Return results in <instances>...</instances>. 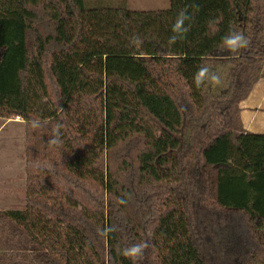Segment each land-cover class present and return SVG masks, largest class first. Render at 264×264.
<instances>
[{"label": "trees", "instance_id": "16d2710c", "mask_svg": "<svg viewBox=\"0 0 264 264\" xmlns=\"http://www.w3.org/2000/svg\"><path fill=\"white\" fill-rule=\"evenodd\" d=\"M230 30L249 46L224 48ZM263 65L264 0H0V117L27 137L26 207L0 210V264H133L120 251L141 241L135 264H264V133L239 114ZM202 66L221 83L198 87Z\"/></svg>", "mask_w": 264, "mask_h": 264}, {"label": "rangeland", "instance_id": "374dc122", "mask_svg": "<svg viewBox=\"0 0 264 264\" xmlns=\"http://www.w3.org/2000/svg\"><path fill=\"white\" fill-rule=\"evenodd\" d=\"M129 9L150 11L167 9L170 0H126ZM264 68V65L262 66ZM241 124L254 133H264V76L240 104ZM192 110V109H191ZM194 111V110H193ZM0 117V210L7 208L25 209L26 194L22 193L27 183L26 169V124L22 117L6 123ZM187 138L194 136L192 124L185 129ZM1 190V189H0ZM26 190V188H25ZM25 197V201L23 200Z\"/></svg>", "mask_w": 264, "mask_h": 264}, {"label": "clouds", "instance_id": "9594fccd", "mask_svg": "<svg viewBox=\"0 0 264 264\" xmlns=\"http://www.w3.org/2000/svg\"><path fill=\"white\" fill-rule=\"evenodd\" d=\"M199 5L191 3L186 5L184 8L180 9L176 15L175 22L172 26L173 35L169 38V44L174 45L179 37H184L190 31L191 22L194 19L193 10H198ZM132 45L139 48L143 40L139 35H134L131 40ZM224 48L230 52H238L242 49H246L249 46V39L242 31L230 30L222 40ZM206 82H210L213 85H219L221 83V77L216 72L212 71L208 66L200 67L194 76V83L199 87L204 85ZM33 127H40V121H33ZM61 125L57 124L53 135L49 140V144L59 146L62 143ZM121 203H126V201L121 198ZM112 231L111 227H106L103 234L107 237ZM149 247L146 241H141L139 243L133 244L128 247L121 249L120 254L133 261V264L137 260L143 257L145 250Z\"/></svg>", "mask_w": 264, "mask_h": 264}, {"label": "crops", "instance_id": "0c3cea01", "mask_svg": "<svg viewBox=\"0 0 264 264\" xmlns=\"http://www.w3.org/2000/svg\"><path fill=\"white\" fill-rule=\"evenodd\" d=\"M6 121V123H10V121H13V120H8V119H6L5 120ZM25 188H26V190H25ZM1 190H0V193L2 194V193H6V189H5V187L2 189V188H0ZM24 191H25V194H27V183H26V185L24 186V188H23V190H22V193L24 194ZM1 198V197H0ZM22 201H25V197H23V200ZM26 205V202L24 203H22V202H20V204L19 205ZM9 209H15V208H7V209H2V210H9ZM23 209V208H22Z\"/></svg>", "mask_w": 264, "mask_h": 264}]
</instances>
